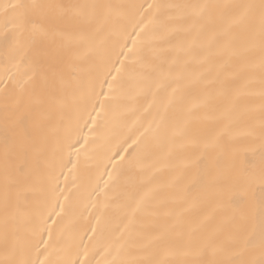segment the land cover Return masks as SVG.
I'll use <instances>...</instances> for the list:
<instances>
[{
	"label": "snow or ice",
	"instance_id": "obj_1",
	"mask_svg": "<svg viewBox=\"0 0 264 264\" xmlns=\"http://www.w3.org/2000/svg\"><path fill=\"white\" fill-rule=\"evenodd\" d=\"M134 89L148 109L162 96L161 123L126 137L93 179L103 128L125 118ZM202 110L211 127L193 132ZM150 141L177 160L167 185L136 180ZM82 173L97 200L84 202ZM89 204L94 224L54 238ZM93 260L264 264V0H0V264Z\"/></svg>",
	"mask_w": 264,
	"mask_h": 264
},
{
	"label": "bare ground",
	"instance_id": "obj_2",
	"mask_svg": "<svg viewBox=\"0 0 264 264\" xmlns=\"http://www.w3.org/2000/svg\"><path fill=\"white\" fill-rule=\"evenodd\" d=\"M106 2H111L114 4L134 3L146 5L147 3L153 2H176V0H106ZM128 30H131L130 27ZM137 67L138 66L135 65L133 66V68ZM133 95H135V89ZM161 100L162 96H158L153 107L151 109H148L149 103L152 102V96L149 95L145 97L143 95H135V99L132 102L127 103L121 108V111L126 113V116L123 120L114 121L109 118L108 122L103 128L105 139L101 141V145L98 147L96 155V160L98 162H101L99 170L97 171L95 168H93L90 173L93 179H99V174L104 172L103 165L107 163V155H109L111 152L116 151L126 137L132 136L134 138L135 136L139 135V133L143 131V128L148 126L149 122L152 123L153 129H156V126L161 123L160 117L164 115L163 108L161 107ZM145 109H148V111L146 112ZM179 109L180 103L178 102L169 105L168 116L178 115ZM206 111L207 110H202L200 112L199 115L201 116V119L196 120L192 123L191 131H202L208 127H211V121L203 119ZM101 123H104V121L102 120ZM164 133L165 128L163 127V125H161V127L156 130V134L158 136H163ZM129 151H131V149ZM137 153L140 168L143 169V174L136 177L137 181H139L140 179H146L151 176L156 183L167 185L168 183L173 181V179L179 174L180 169L174 166L176 165L177 160L175 158L165 159L161 151L155 148L152 145L151 141L149 142V147L145 148L144 146H141V148L137 150ZM108 167L109 170H111V165H109ZM65 171L67 172V169ZM88 175L89 174L87 173H82V182L84 186L79 189V193L83 196L84 202H87L89 199H91L92 201L98 199L95 194H93L90 198L88 197V191L90 190L87 188ZM107 179V175H104L103 178L99 180L101 186H103V181ZM69 185L71 186V178L69 180ZM61 186H63V179ZM73 192L75 194L77 190L73 189ZM99 199L102 200L103 198L100 197ZM198 213L199 210L197 209L186 213L184 216V222L187 223L194 216L198 215ZM96 214L97 211L91 207V204H89L88 210L84 214V218L76 219L71 214L63 217V219H60L56 225H52L54 230V238L57 234H60L62 236V242L70 243L78 234H83V231L85 227H87L89 221L93 224L95 223L92 217H94ZM105 215L108 218L109 227L113 235L119 236L120 230L123 228V225L126 222L122 219L123 210L118 209L113 204L105 209ZM53 218L56 219V217ZM49 223L51 224V221H49ZM45 239H47V234H45ZM85 242H87L86 239ZM96 258L99 259L100 257L97 256ZM93 264H95V260H93Z\"/></svg>",
	"mask_w": 264,
	"mask_h": 264
}]
</instances>
